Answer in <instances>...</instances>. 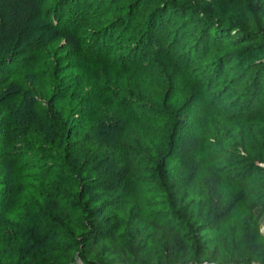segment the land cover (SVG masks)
Instances as JSON below:
<instances>
[{
	"label": "rangeland",
	"instance_id": "rangeland-1",
	"mask_svg": "<svg viewBox=\"0 0 264 264\" xmlns=\"http://www.w3.org/2000/svg\"><path fill=\"white\" fill-rule=\"evenodd\" d=\"M59 1L0 0V53L8 46L13 49L26 42L30 23L37 24L46 33L40 52L31 54V64L16 69L3 66L5 75L0 80V98L13 99L7 110L14 121L9 160L0 165V237L10 232L12 246L5 248L0 244V264H26L22 235L29 229L22 225L20 234H15L12 225L22 220L25 202L36 199L44 208L48 206L45 191L58 173L72 170V162L80 170L77 172L80 176L74 180L73 189L64 188V192H79L84 186L87 193L83 201L101 217L115 214L122 225L115 235L122 233V239L101 238L96 247H90L80 239L81 232L86 229L85 220L77 209L71 208L68 227H56L52 231H48V227L42 229V235L50 234L63 247L62 251L49 255L47 260L55 264H128L115 251L130 242L145 247L147 258H153L152 264H162L158 258L162 243L157 236L164 239L163 225L169 220V210L161 192L167 188V182L162 184L161 178L164 180L166 173H180V170L173 160L164 157L165 154L152 153L162 147L163 139L155 137L167 133L171 114L163 108L186 110L188 97L203 81L216 86L215 99L221 96L220 89L226 90L227 100L219 101L215 106L217 112L204 128L191 129L184 124V110L178 124V130L183 131L178 135V141L182 145L188 144L192 155L198 153L201 141L207 139L209 143L216 141L219 144L224 141L219 139L221 135L234 138L230 147L220 143L222 149L232 152L231 156L217 151L215 157L222 161L217 163L218 159L211 152L195 154L193 167L187 173L193 178L192 187H197L194 182L200 184V193L212 189L211 202L220 201V209L226 211L227 218L218 227L195 232L200 251L206 252H201L204 254L197 262L180 264H239L234 261L235 254L243 245L259 242L264 247V200L258 204L260 200L254 194L256 191L250 190L248 200L242 203L247 192L230 183L235 167L232 162L243 161L241 164L245 165L249 160L261 167L264 175V109L252 121L229 118L244 110L245 100L241 98L244 93L250 96L258 93L254 90L252 77L264 71V0H251L248 10L232 13L222 21L212 14L209 4L203 0H86L87 5L92 2L91 7L100 15L82 24L79 33H72L68 27L61 29L70 17L71 4L62 6L64 15L61 13L58 17L60 30L50 28L56 22L52 16L58 10L54 6ZM141 4L142 8L136 11ZM130 10L135 11V16ZM103 14L109 19L125 18L124 22L127 19L128 22L119 29L116 39L107 44L109 47L104 46L107 52L102 59L88 62V52L99 54L100 51L95 46H88L90 37L93 36L95 44L103 46L98 22ZM74 24L79 27L78 20ZM151 25L158 31L155 38L154 34H147ZM213 29L224 36H213ZM208 32H211L208 37L210 51L206 52L202 45ZM18 36L20 40L16 42ZM140 36L147 38L140 68L131 63L115 67L112 60L128 53ZM81 39H85L83 46ZM18 49L20 51L21 46ZM134 49L138 52L140 46L136 44ZM71 50L77 53V66L83 71L84 81L77 88L74 102H68L67 106L76 104L84 109L91 95L96 106L91 121L82 122V110L74 113V122L80 127L74 134L68 130L70 112L55 105L52 97L57 86L68 78L58 72L60 66H65L61 58ZM228 54L237 57L238 61L230 64L221 78L213 82L218 73L217 68L216 71L213 68L218 65H211L212 61ZM182 70L185 75L180 74ZM210 74L212 78L206 79ZM228 100L230 104L224 105ZM123 131L129 133V144L141 149L142 157L131 152L134 156L131 155L130 159L121 153L124 148H120L117 140ZM134 138L139 141L134 142ZM167 145L164 146L165 152ZM73 147L81 151L80 156L89 163L115 159L117 165L115 161L106 160L102 172L91 171L88 162L81 164L72 159ZM152 157L160 163L159 179L149 173L157 170L148 162ZM131 163L140 168L134 184L140 187L139 194L124 186L123 180ZM255 173L249 178L261 175ZM238 178L234 177V181L238 182ZM151 181L152 187L149 185ZM101 183H106L107 188H95ZM9 195L13 198L11 203L8 202ZM200 195L206 201L205 195ZM2 196L5 198L1 199ZM193 200L197 202L196 197ZM33 252V260L39 263L41 252Z\"/></svg>",
	"mask_w": 264,
	"mask_h": 264
},
{
	"label": "trees",
	"instance_id": "trees-1",
	"mask_svg": "<svg viewBox=\"0 0 264 264\" xmlns=\"http://www.w3.org/2000/svg\"><path fill=\"white\" fill-rule=\"evenodd\" d=\"M207 2L211 8L212 14L219 19L220 21L224 20L226 16L237 13L241 11H246L250 7L251 0H203ZM70 5V17L66 20L65 26L62 29L65 30L67 27L70 28L72 33H79L82 30V24H87L90 20H95L94 17L100 15L99 12L95 8H92L93 5L88 3L86 4V0H60L55 6L54 9L58 8L56 12L53 13V20L55 23H52L50 28L57 27L58 28L59 20L58 17L62 13V6L63 5ZM142 4L138 5L136 11H139L142 8ZM92 8V9H91ZM79 9V10H78ZM93 11V12H92ZM91 12L93 16L91 15ZM131 15L135 16V11L130 10ZM129 13V14H130ZM104 15V14H103ZM94 19H92V18ZM38 20L41 18L37 17ZM125 18L120 19H109V17H102L101 20H98L100 24L101 33H99L102 45H98L94 43L93 36L90 37L87 44L89 47H94L98 51L99 54H93L91 52L87 53V60L88 62L97 61L102 59L104 53L107 52V48L109 45L108 43L112 42L116 39L118 35L119 29L128 22V19L124 22ZM79 21V27H76L74 22ZM120 23V24H119ZM119 24V26H118ZM106 27V28H105ZM30 30L28 34V39L25 40L26 42L22 43L19 46H16L12 49L11 46H8L6 50L0 53V80H3L5 75V70L3 66L10 65L12 68L16 69L18 67H26L27 64H31V57L33 55L40 52L43 46V37L45 36V32L37 25V24H29ZM109 29V30H108ZM156 26H149L147 30V34H154L153 37L155 38V34H157ZM210 30V29H209ZM146 32V31H145ZM213 36L215 37H223L224 35H220L218 31L213 29ZM211 32L207 33L206 41L203 42L204 51L209 52V35ZM151 35V36H152ZM145 36V35H143ZM140 36L138 41H135L136 44L140 46V51L135 52L136 44H133V47L128 51V53L122 54L119 58L112 60V64L115 67H121L125 65H129L130 63L134 65V67L141 66L142 63V55L145 53V49L147 47V38ZM151 37V40L152 38ZM20 40V36L17 37L16 42ZM81 46L84 45L85 39L80 40ZM107 45V48L104 47ZM21 46V50H17L18 47ZM4 54L9 55V57H2ZM31 55V56H30ZM236 58V59H235ZM62 62L65 66H60V72L64 74V76H68L65 78L62 84L57 86V90L54 91L52 94L53 103L62 109L68 110L70 112L69 126L68 130L71 134H74L76 131L80 129L79 125L75 124V114L82 110V119L83 123L87 121H91L94 117V113H96V106L94 105L93 96L91 95V100H89L86 105H84V109L77 107L76 104H73L71 107H68L67 104L74 102V96L77 93V88L83 84L84 81V74L82 69L78 68L77 66V53L74 50L68 52V55L61 58ZM237 57L233 55H224V57H217L214 58L211 65H218L213 69L218 73L214 77L213 82H217L219 78H221L222 73L226 70V68L232 64L237 62ZM135 63V64H134ZM143 68V67H142ZM181 75H185L184 71L180 73ZM213 75V74H212ZM209 76L212 78L211 74L206 77L209 80ZM253 82L255 85L254 90L258 93H254V95L250 96V94L244 93L241 96L242 100H245L244 110L238 113V115H232L229 118L236 121H252L254 117L260 116L262 114V110L264 109V71L259 73L258 75H254ZM205 79V78H204ZM210 81H203L200 82L193 93L188 97L187 100V108L180 109V108H170L165 107L163 110L167 113L171 114V118L169 119V125L167 128V133L165 135H156L155 138H162V147L160 150L152 151V153L158 154V156L165 154L164 157L169 160H173L179 168L180 173L173 172L171 174L165 173L164 180L161 178L160 170L158 166V159L157 158H150L148 162L155 166L157 170L150 171V175L154 176L156 179L161 178L162 184L167 182V188H164L161 192L163 195V199L165 200L166 208L169 210V220L166 221L163 225L165 233L163 236L164 239H159L160 235L157 236L159 242H161V252L159 254V259L162 264H180L183 262L188 261H198V259L206 252L200 251L199 243L195 238V232H202L204 230H209L214 228L215 226L222 225L227 218L226 211L220 209L221 202L216 201L214 203L211 202V193L212 189L207 188L205 191H199L200 184L198 182H194V185L197 187H192L191 182L192 179L187 176V173L191 171L193 167L192 157L201 154V153H212L215 157V152H225L229 156L232 155V152L225 151L222 149V145L220 143H225L228 147L234 144V138L231 135L226 137L219 136V139L224 140L219 144L216 141L209 143V141L204 140L201 141L198 145V153H194L192 155L189 154L192 148L189 147L188 144L182 145L180 141H178V135L181 133L182 130L179 128L178 124L180 123L181 117L180 114L185 110L183 122L184 124H188V127L191 129H198L204 128L211 122L212 117L217 112L215 106L221 101L227 100V91L220 89L221 96L218 99H215V90L216 86ZM215 84V83H214ZM12 98L2 99L0 98V165L2 166L3 163L9 160L10 155V148L9 145L13 142L12 139V132L14 130V121L8 114V106L12 102ZM220 101V102H219ZM69 102V103H68ZM231 101H225V104H230ZM225 111V110H224ZM73 112V114H72ZM134 112H137L134 109ZM249 112V115H245ZM250 112L254 115L251 116ZM75 113V114H74ZM182 113V114H183ZM73 116V117H72ZM179 118V122H178ZM127 125V123H126ZM129 133L125 134L120 133V136L117 140V144L120 145L122 154L127 155L130 159L131 155L136 154L139 157H142L144 154L142 153L141 149L134 148L132 145L129 144ZM137 138L132 139L134 142L139 141ZM147 140H150L146 138ZM227 139V140H226ZM106 145L108 146L109 142L105 139ZM168 143V149L166 152L164 151V146ZM174 149H177V151ZM116 150V149H115ZM114 150V151H115ZM73 152V153H72ZM133 152V153H131ZM192 152V151H191ZM76 147H73L71 154H73L72 159L74 161L78 160L80 163L88 162L85 157H81ZM196 154V155H195ZM81 155V156H80ZM135 156V158H138ZM106 160L115 161L114 164L117 165V161L115 159H103L101 161L92 163L90 162L89 169L94 172H102L104 170L103 163ZM140 160V159H139ZM138 160V161H139ZM77 161V162H78ZM219 159L217 163H219ZM213 162V160L211 161ZM222 162V161H220ZM243 161L232 162L231 164L235 165L233 167V174L230 183L234 186H241L244 192H247L244 201L245 203L248 200V196L250 195V190L256 191L254 194L258 197V204L263 202L264 200V175H262L261 167L258 165L251 163V161H246L249 164H241ZM135 163V162H134ZM134 163H131V168L128 169L127 173L125 174L123 182L125 183L124 186H129L133 188V192L137 191L136 194H139V186H136V175L140 168L137 169V166H133ZM73 167L72 170L69 172L58 173L56 175V180L52 183L51 187L48 188L45 193L49 199L48 206L44 208L41 203L36 200L32 199L24 203V215L20 223H15L12 225V231L15 234H20V226L24 225L29 231H26L23 234V239L25 243L23 245V250L25 252L26 264H55L52 261H48L47 257L51 254H55L63 250V247L57 243L50 234L42 235V229L44 227H48V231H52V228L60 227L66 228L69 226L72 218V213H70V209H77L82 217L85 220V231H82L80 234L81 241L87 243L90 247H96L99 240L101 238L110 239L111 241H117V239H122V233L115 235L116 232L122 228L121 223L117 220L115 214H109L107 216H99L96 211L91 209L90 205L84 202V198L86 197V190L84 186H81L78 191H73L72 193H65L64 188H71L74 187V180L78 178L80 175L77 172L80 170L75 166L72 162ZM241 165V166H240ZM165 168V165H162ZM83 167V166H82ZM86 172L87 169H86ZM253 172L261 173V175H257L256 177L249 178ZM255 173V174H256ZM234 177H239V181L235 182ZM250 180V181H249ZM154 181V180H153ZM248 181L250 185L248 186ZM139 184L142 186L141 180H139ZM151 187L154 185L152 181L150 182ZM207 186V185H206ZM204 188V186H202ZM208 187V186H207ZM95 188L99 189H106V183L98 184ZM137 189V190H136ZM205 189V188H204ZM192 190V191H190ZM150 191H153L151 189ZM71 192V191H70ZM243 192V193H244ZM258 192V193H257ZM200 194H204L206 201L202 200V196ZM135 195V194H134ZM155 196V195H153ZM191 197V199H189ZM197 198V202L194 201V198ZM200 197V199L198 198ZM5 198V196H2ZM69 199L72 201L69 202ZM13 198L11 195L8 196V202L11 203ZM2 201H0V207L2 206ZM193 211V212H192ZM146 212V211H145ZM171 216V217H170ZM155 224V223H154ZM156 225V224H155ZM10 232H7L5 235L0 237V244L5 247L9 248L11 245L10 243ZM25 236V238H24ZM156 242V241H155ZM34 250L41 252L40 255V262L35 263L33 260ZM117 254L120 253L122 260L128 264H152L153 258L148 259V254L146 253L145 247L141 245H135L128 242L124 245L121 249H116L115 251ZM204 252V253H201ZM199 253V254H198ZM148 257V258H147ZM235 263L239 264H264V247L259 242H252L249 244H245L241 247V249L235 254Z\"/></svg>",
	"mask_w": 264,
	"mask_h": 264
}]
</instances>
